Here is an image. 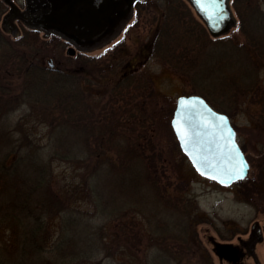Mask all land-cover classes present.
Instances as JSON below:
<instances>
[{"label": "trees", "instance_id": "trees-1", "mask_svg": "<svg viewBox=\"0 0 264 264\" xmlns=\"http://www.w3.org/2000/svg\"><path fill=\"white\" fill-rule=\"evenodd\" d=\"M231 5L236 15L232 27L245 36L244 41L233 36L211 39L205 24L194 16L185 0H140L136 19L143 12H158L157 25L147 45L149 54L161 57L189 79L193 94L201 95L229 117L239 110L250 111L254 127L260 132L252 135L263 138L258 140L261 145L256 147L257 159L251 160L264 169V88L259 78V71L264 68V8L258 0H231ZM118 48L89 59L82 54L67 61L56 57V63L50 61L46 66L36 60L41 53L25 36L11 40L0 30V77L4 82L18 79L22 101H30L32 108H39L52 118V156L71 160L83 172L81 182L71 189L70 195L90 200L91 216L114 218V241L124 243L120 248L130 244L131 236L137 237L134 228L140 217L151 223V247L161 251L159 259L149 264H185L191 256H196L200 264H213L197 234V225L208 220V216L193 200L177 195L182 193V185L170 190L163 162L159 163L163 155L145 153L148 141L144 134L126 132L138 129L130 127L131 123L138 124L143 115L136 99L148 91L152 95L153 81L138 69L131 70L127 59L116 65L114 50ZM212 52L214 56L210 57ZM236 77L245 79V83L241 85ZM248 95L254 98L246 104ZM246 106L259 108L252 111ZM124 117L126 123L121 122ZM241 147L247 155V146ZM10 167L4 162L1 175H12ZM34 167L30 185L18 187L14 179L6 185L0 179V192L13 193L16 198L21 197L19 203H27L22 210L27 212L28 226H32L18 240L23 243L17 248L20 258L29 264L88 260L100 250L104 228H93L81 217L85 221L84 234L74 230L70 237L65 233L67 228H62L59 237L50 243L52 234L44 214L66 212L73 205V197L67 199L53 193L48 162L36 163ZM17 176L24 178L21 173ZM14 219L20 223L22 217L16 214ZM79 242L83 246H78ZM15 263L20 264L19 260Z\"/></svg>", "mask_w": 264, "mask_h": 264}, {"label": "rangeland", "instance_id": "rangeland-1", "mask_svg": "<svg viewBox=\"0 0 264 264\" xmlns=\"http://www.w3.org/2000/svg\"><path fill=\"white\" fill-rule=\"evenodd\" d=\"M185 1L189 5L188 1ZM258 1L264 8V0ZM189 7L194 16L198 17L194 9L190 5ZM233 13L236 18L235 12ZM157 21L158 12L156 11L143 12L139 20L136 19V13H134L129 20V25L120 35L115 36L105 45H94L91 49L82 52L78 50L74 56L67 54L68 48L73 45L64 42L57 36L45 39L42 33L29 30L23 36L27 41L33 43L38 53H41L39 57H36V60L43 62L46 66L50 65V61L56 63V57L67 61L71 57L82 54L84 58L89 59L105 54L112 47L114 49L119 47L117 51L114 50L117 59L114 61L116 65L119 64V61L127 59L130 61L129 68L131 70L138 69L139 73L150 76L153 81L152 95L150 96V91H148L144 96L136 99L141 104L143 115L140 117V123L130 124V127L138 129L126 130V132L144 134L148 141L147 144H149L144 147L145 153L155 152L163 155L159 163L163 162L162 166L167 175L165 179L169 183L170 190L173 192L175 186L182 185V193L177 195L186 200H193L198 208L208 216V220L205 219V222L197 225V234L213 264H230L226 260L219 259L215 253L216 244H229L228 242H230L236 245L240 240L248 241L244 235L259 234L258 230H254L255 224L261 230L260 234L263 237L246 252L243 264H264V169L254 165L251 160L253 157L257 159L256 147L261 145L258 140L263 141V138L257 134L252 135V133L260 132L254 127L250 111L239 110L230 119L237 131L238 142L242 146H247L246 156L252 167L249 177L232 186L224 187L197 173L191 162L182 153L171 126L177 99L181 96L193 95V85L189 79L166 64L161 57H157L153 53L148 54L150 49L147 43L155 31ZM206 30L209 32L207 27ZM4 35L8 39L15 40L7 31ZM227 36H233L239 41L245 40V36L239 33L237 27H232L225 34L219 36H212L209 32V37L214 40ZM229 47L232 45L230 44ZM211 56H214L213 52L210 54ZM67 64L69 65V63ZM259 78L262 79L261 86L264 88V68L259 71ZM236 79L241 82V85L245 83V79H241V77H236ZM17 81L18 79L10 78L4 82L0 77V169L4 162L8 167L12 165L10 167L12 175L6 177L1 175L0 171V179H4L6 185H11L9 183L11 179L15 180V184L18 181V187H22V184L30 185L33 182L32 172L36 169L34 164H47L48 162L52 170L50 181L53 193L68 199V196H71V189L81 182L83 172L81 173L78 165L72 164L71 160H62L52 156L55 151V139L51 136L52 118L46 116L39 108H32V105L29 104L30 101H22L18 92L20 83ZM233 92L234 90L231 96ZM251 97L253 96H247L246 104L249 103ZM124 101L126 103V100ZM212 107L219 112L218 108ZM247 107H250L249 109L252 111L259 108L258 106ZM125 121H127V117L121 120L122 123H126ZM38 153H40L39 156ZM90 161L94 160L91 158ZM20 173L24 176L23 179L18 178L17 175ZM71 197H73V205L70 206V209L67 208L69 210L66 212L44 214L47 229L52 234L50 243L59 237L62 228H67L65 233H68L70 237L74 234V230L78 234H84L85 221L81 217H85V220L90 222L89 225L93 228L99 225L104 228V234L102 233L104 240L101 238L102 244L98 253L90 256L88 260L76 259L71 264H149V261L153 262L155 259H159L161 251L154 250L149 240L150 222L138 217V226L134 228L137 237L132 239L131 236L130 244L120 248L119 246H124V243L114 241V234L116 235L114 233V218L91 216L88 214V211H93L90 200L84 201L75 198V196ZM20 200L21 197L16 198L13 193L0 192L1 264H16L17 260L20 264H29V262H23L20 258V251L17 250L19 244H23L22 242L18 243V240L32 226H28L29 223L25 219L27 212L22 210L24 206L27 207V203L24 201L19 203ZM16 214L22 217L20 223L14 219ZM70 215L77 218H68ZM237 234H242V236L239 237ZM78 246H83V242H79ZM251 251L255 253L254 256L249 255ZM31 264H34V261ZM185 264H200V262L196 256H191L190 259H186Z\"/></svg>", "mask_w": 264, "mask_h": 264}, {"label": "flooded vegetation", "instance_id": "flooded-vegetation-1", "mask_svg": "<svg viewBox=\"0 0 264 264\" xmlns=\"http://www.w3.org/2000/svg\"><path fill=\"white\" fill-rule=\"evenodd\" d=\"M138 1L140 0H0V30L4 33L7 31L13 38H21L27 30L42 33L45 39L57 36L82 52L94 45H105L120 35L136 13ZM151 40L152 37L148 45ZM70 47L67 52L71 51ZM254 230H258L259 234L244 235L248 241L240 240L236 245L230 242L223 244L233 245L229 252L228 247L217 251L215 247L219 259L230 264H243L246 252L263 237L257 226ZM249 255L254 256L255 253L251 251Z\"/></svg>", "mask_w": 264, "mask_h": 264}, {"label": "water", "instance_id": "water-1", "mask_svg": "<svg viewBox=\"0 0 264 264\" xmlns=\"http://www.w3.org/2000/svg\"><path fill=\"white\" fill-rule=\"evenodd\" d=\"M188 1L212 36L225 34L235 24L231 0H220L218 4L210 0ZM70 50L72 54L75 52L73 48ZM171 126L181 151L202 177L229 187L250 175V163L237 141L229 116L216 111L201 95L177 99ZM241 160L246 163L243 175L238 176L232 169ZM215 247L216 251L228 247V252L233 248L223 244Z\"/></svg>", "mask_w": 264, "mask_h": 264}, {"label": "snow or ice", "instance_id": "snow-or-ice-1", "mask_svg": "<svg viewBox=\"0 0 264 264\" xmlns=\"http://www.w3.org/2000/svg\"><path fill=\"white\" fill-rule=\"evenodd\" d=\"M211 3L213 4H218L220 2V0H210ZM224 119V118H222ZM244 163H246L245 161L241 160L239 162H237L236 165H234L233 169H232V173L236 174L238 176H242L243 175V165Z\"/></svg>", "mask_w": 264, "mask_h": 264}]
</instances>
